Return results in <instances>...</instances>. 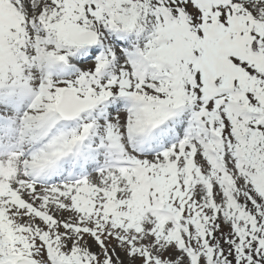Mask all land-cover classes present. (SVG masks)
Returning a JSON list of instances; mask_svg holds the SVG:
<instances>
[{
  "label": "snow or ice",
  "instance_id": "obj_1",
  "mask_svg": "<svg viewBox=\"0 0 264 264\" xmlns=\"http://www.w3.org/2000/svg\"><path fill=\"white\" fill-rule=\"evenodd\" d=\"M0 264H264V0H0Z\"/></svg>",
  "mask_w": 264,
  "mask_h": 264
}]
</instances>
